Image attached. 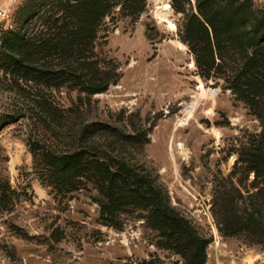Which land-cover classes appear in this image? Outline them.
<instances>
[{
    "label": "rangeland",
    "instance_id": "rangeland-1",
    "mask_svg": "<svg viewBox=\"0 0 264 264\" xmlns=\"http://www.w3.org/2000/svg\"><path fill=\"white\" fill-rule=\"evenodd\" d=\"M252 6L264 15V0ZM183 24L172 0H148L136 19L116 9L95 52L101 62H115L121 78L92 97L72 87L49 90L0 66V181L15 193L9 210L0 207V264H184L160 246L141 214H123L118 228L108 226L95 190L62 195L41 175L32 140L64 153L73 148V131L94 123L126 134L150 131L140 151L118 148L212 239L206 264H264L263 243L222 231L224 192L249 179L242 155L261 134L260 121L225 80L203 77L181 39ZM42 99L49 109L39 105Z\"/></svg>",
    "mask_w": 264,
    "mask_h": 264
},
{
    "label": "trees",
    "instance_id": "trees-1",
    "mask_svg": "<svg viewBox=\"0 0 264 264\" xmlns=\"http://www.w3.org/2000/svg\"><path fill=\"white\" fill-rule=\"evenodd\" d=\"M147 2L23 0L15 14L16 27L0 35V66L49 90L72 87L89 97L106 93L121 75L115 62L102 63L98 58L99 32L116 9L123 17L136 19ZM172 7L184 14L181 39L203 77L225 80L226 88L260 121L261 134L242 155L249 179L224 192L222 231L230 236L245 233L264 244V15L256 14L252 0H172ZM41 102L43 109H49L44 99ZM38 117L46 124L45 115ZM149 133L136 129L126 134L94 123L73 131L69 140L73 148L64 153L33 140L30 151L57 193L95 190L106 225L118 228L121 215L139 213L159 234L160 246L175 252L184 264H206L212 239L202 237L172 207L152 175L118 148L140 151L149 143ZM14 194L8 183L0 181L3 210L10 209Z\"/></svg>",
    "mask_w": 264,
    "mask_h": 264
},
{
    "label": "built area",
    "instance_id": "built-area-1",
    "mask_svg": "<svg viewBox=\"0 0 264 264\" xmlns=\"http://www.w3.org/2000/svg\"><path fill=\"white\" fill-rule=\"evenodd\" d=\"M22 1L0 0V35L3 32L13 30L16 27L15 14ZM12 7L14 8L11 9ZM14 9H16V11Z\"/></svg>",
    "mask_w": 264,
    "mask_h": 264
}]
</instances>
